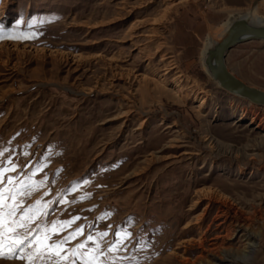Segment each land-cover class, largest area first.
<instances>
[{
    "label": "rangeland",
    "instance_id": "obj_1",
    "mask_svg": "<svg viewBox=\"0 0 264 264\" xmlns=\"http://www.w3.org/2000/svg\"><path fill=\"white\" fill-rule=\"evenodd\" d=\"M245 15L264 23V0H0V150L17 180L44 181L21 206L47 205L37 223L81 217L68 247L130 232L116 264H264V108L203 64ZM226 65L264 91V41Z\"/></svg>",
    "mask_w": 264,
    "mask_h": 264
},
{
    "label": "snow or ice",
    "instance_id": "obj_2",
    "mask_svg": "<svg viewBox=\"0 0 264 264\" xmlns=\"http://www.w3.org/2000/svg\"><path fill=\"white\" fill-rule=\"evenodd\" d=\"M31 27L29 24V28ZM29 35L35 33L9 32L8 38H27ZM4 38L3 29H0V39ZM5 152L8 149L0 150V157H4ZM18 169L20 165L13 160V154L8 152L6 161H0V258H14L24 264H116V253L126 250V241L132 238L130 232H115V239L109 242L107 248L102 247V239L109 235L107 231L95 236L89 232L84 241L68 247L72 240L84 235L83 226L76 227L62 237L60 233L71 228L81 217L52 221L50 225L43 221L37 223L42 215H46L44 208L47 205L37 200L35 204L23 208L18 196L28 194L43 185L44 181H33L27 175L24 179L17 180L10 173H15ZM6 173L9 175L6 176ZM5 181L8 187H5ZM123 259L125 257H120L121 261Z\"/></svg>",
    "mask_w": 264,
    "mask_h": 264
},
{
    "label": "water",
    "instance_id": "obj_3",
    "mask_svg": "<svg viewBox=\"0 0 264 264\" xmlns=\"http://www.w3.org/2000/svg\"><path fill=\"white\" fill-rule=\"evenodd\" d=\"M249 41H264V23L253 22L244 17L232 20L225 34L208 50L204 65L221 89L253 105L264 107V91L236 78L226 65L229 51Z\"/></svg>",
    "mask_w": 264,
    "mask_h": 264
},
{
    "label": "bare ground",
    "instance_id": "obj_4",
    "mask_svg": "<svg viewBox=\"0 0 264 264\" xmlns=\"http://www.w3.org/2000/svg\"><path fill=\"white\" fill-rule=\"evenodd\" d=\"M241 17H244V18H248L249 20H251V21H253V22H258V23H260L258 20H256V19H254V17H252V16H250V15H245V16H241ZM241 17H238V18H241ZM232 22V21H231ZM231 22L229 23V26H230V24H231ZM261 24H263V23H261ZM229 26H228V28H229ZM228 28H227V30H228ZM226 30V31H227ZM225 31V32H226ZM225 34V33H224ZM223 34V35H224ZM222 35V36H223ZM222 36H219L218 38H216L215 40H213L206 48H205V51H204V53H203V55H204V60H205V58H206V55H207V52H208V50L213 46V44L217 41V40H219ZM203 64H204V61H203ZM205 66V65H204ZM206 68V67H205ZM206 71H207V69H206ZM207 73H208V71H207ZM209 74V73H208ZM210 76V75H209ZM211 77V76H210ZM237 97V96H236ZM260 108H264V107H261V106H259ZM168 128H172L171 126H166L165 127V129H168ZM235 217H237L238 218V216H235ZM242 225H241V227H243V226H245V228H247V227H249V225H248V221H242V223H241ZM252 245H250V248H253V247H257V245H255V243H251ZM248 256L249 255H242L240 258H234V257H231V258H226V260H224L223 261V264H225V263H227V264H239V263H246L248 260ZM254 264V263H253Z\"/></svg>",
    "mask_w": 264,
    "mask_h": 264
}]
</instances>
